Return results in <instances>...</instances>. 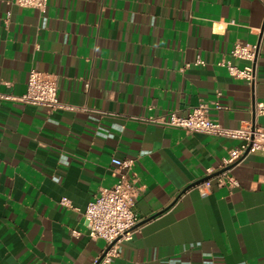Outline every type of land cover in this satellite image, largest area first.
Instances as JSON below:
<instances>
[{"label": "crops", "instance_id": "0c3cea01", "mask_svg": "<svg viewBox=\"0 0 264 264\" xmlns=\"http://www.w3.org/2000/svg\"><path fill=\"white\" fill-rule=\"evenodd\" d=\"M235 44L257 46L253 85L219 66L248 65ZM30 70L71 108L0 100V264H94L104 242L82 213L114 183L112 158L134 160L140 193L139 231L111 264H264V153L218 187L238 141L144 121L206 105L225 128L264 130L259 0H0V94L23 95Z\"/></svg>", "mask_w": 264, "mask_h": 264}, {"label": "built area", "instance_id": "2783aa9c", "mask_svg": "<svg viewBox=\"0 0 264 264\" xmlns=\"http://www.w3.org/2000/svg\"><path fill=\"white\" fill-rule=\"evenodd\" d=\"M259 1L264 7V0ZM13 3L18 7L43 11L47 0H13ZM256 54L255 45L235 44L230 56L245 61L248 65L239 69L230 62L223 61L219 66L224 67L231 77L253 85L255 81L253 64ZM0 100L18 101L25 105L45 108L49 112L71 108L59 101L54 77L36 70L29 71L23 95L10 97L0 94ZM207 109L206 105H199L185 116L170 112L144 121L163 128L182 129L191 133L238 141L237 147L228 150L227 155L222 158L220 172L214 176L218 187L238 188V181L232 176L231 168L251 153H264V130L250 122L238 129L225 128L208 118ZM255 110L257 115H264V104L256 105ZM110 164L113 167L114 183L108 188H100L82 213L88 237L104 242V248L94 264H111L119 255L120 245L131 241L139 231V219L134 212L135 200L140 193L137 177L133 173L135 162L131 159L112 158ZM211 174L213 171L208 170L207 175ZM60 203L68 206L66 199H61Z\"/></svg>", "mask_w": 264, "mask_h": 264}]
</instances>
